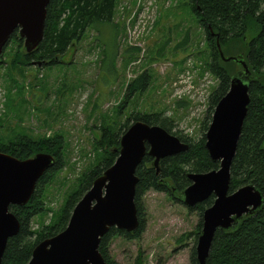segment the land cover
<instances>
[{"label":"rangeland","instance_id":"rangeland-1","mask_svg":"<svg viewBox=\"0 0 264 264\" xmlns=\"http://www.w3.org/2000/svg\"><path fill=\"white\" fill-rule=\"evenodd\" d=\"M185 2L116 0L112 21L118 31L117 54L112 66L102 39L91 29L52 64L35 59L12 65L16 43L10 39L5 46L0 57L5 61H0V138L60 135L64 143L66 163L43 183L47 210L32 219L33 229L51 220L76 178L97 162L93 139L102 121L114 124L117 119L118 124L129 113L161 109L172 120L171 132L194 140L205 132L201 122L218 80L206 66L204 30L182 7ZM17 49L25 52L23 43ZM144 71L151 75L147 89L132 95V102L118 113L115 108L123 102L127 84ZM141 200L145 224L140 237H112L109 255L117 264H190L198 212L154 190Z\"/></svg>","mask_w":264,"mask_h":264},{"label":"trees","instance_id":"trees-1","mask_svg":"<svg viewBox=\"0 0 264 264\" xmlns=\"http://www.w3.org/2000/svg\"><path fill=\"white\" fill-rule=\"evenodd\" d=\"M115 3L116 0H49L43 38L34 50L27 53L23 47L25 52L20 53L17 47L21 45L22 38L16 31L11 35V41L16 43L11 64L32 63L35 59L52 64L66 53L71 43L79 42L83 34L91 29L96 31V38L102 39V50L104 54L109 52L112 66L117 54L118 31L112 21ZM182 7L195 16V20L204 30V41L209 53L206 66L218 80L209 97L207 114L201 122L202 130L206 132L216 103L228 91L232 73L241 68L237 60H224L220 57L217 42L225 57L233 56L244 60L251 72L250 102L231 162L229 192L240 186L253 184L263 195L262 205L255 213L244 215L228 230L218 228L215 231L205 264H264V0H186ZM150 79L151 75L147 71L133 78L127 84L123 102L115 108L116 111L120 113L127 102L131 103L135 98L133 96L130 99L132 95L145 91ZM126 117L124 122L118 124L117 119H114V124L102 121L99 133L93 139V152L98 157L97 162L76 178L59 209L53 212L51 220L42 223L38 229H33L31 221L47 210L42 199L43 183L66 163L62 136L30 137L15 134L6 140L0 138V151L20 159L39 152L50 153L54 157L53 165L40 176L28 202L9 206V210L19 220L20 228L16 235L8 238L1 264H27L39 241L65 228L75 204L90 188L93 180L116 159L120 137L130 126L131 120L159 125L187 143L189 148L186 152L162 158L158 173L151 165L152 157L145 154L135 171L138 182L134 203L139 225L131 232L111 227L101 237L98 249L108 264H117L108 253V244L112 237L121 236L127 240L140 237L145 224L141 202V196L145 192H163L182 202L181 193L190 184L188 173L207 172L219 167V162L212 161L208 156L204 145L205 132L196 140L171 132L172 120L163 115L161 109L129 113ZM40 184H43L41 188ZM213 199L214 195H210L190 209L197 211L199 216L196 238L201 228L202 213L212 204ZM190 264H198L195 245L190 251Z\"/></svg>","mask_w":264,"mask_h":264},{"label":"water","instance_id":"water-1","mask_svg":"<svg viewBox=\"0 0 264 264\" xmlns=\"http://www.w3.org/2000/svg\"><path fill=\"white\" fill-rule=\"evenodd\" d=\"M49 0H0V57L16 31L27 53L43 38L46 7ZM220 57L237 60L241 68L230 77L228 91L218 100L205 132V148L217 169L187 174L190 184L182 191L186 207L214 195L213 203L201 216L196 239L198 264H205L215 231L230 229L244 215L255 213L263 195L253 184L229 192L231 162L247 114L251 72L244 60L225 57L217 42ZM189 145L159 125L133 122L121 135L118 155L112 165L96 177L90 188L73 207L69 220L60 232L40 241L27 264H108L98 246L111 227L127 232L138 225L134 203L138 177L137 166L145 154L158 173L160 160L181 152ZM54 163L50 153L39 152L24 159L0 151V264L8 238L20 228L10 205H24L30 199L40 176Z\"/></svg>","mask_w":264,"mask_h":264},{"label":"flooded vegetation","instance_id":"flooded-vegetation-1","mask_svg":"<svg viewBox=\"0 0 264 264\" xmlns=\"http://www.w3.org/2000/svg\"><path fill=\"white\" fill-rule=\"evenodd\" d=\"M211 195H213V194H211ZM213 201H214V199H213ZM213 203V202H212ZM188 208V210H190L192 207H187Z\"/></svg>","mask_w":264,"mask_h":264}]
</instances>
